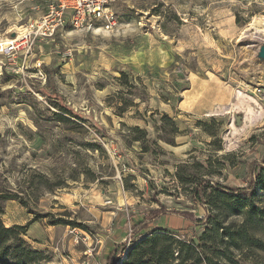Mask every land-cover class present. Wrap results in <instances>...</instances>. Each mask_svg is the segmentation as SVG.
Wrapping results in <instances>:
<instances>
[{"label":"rangeland","instance_id":"rangeland-1","mask_svg":"<svg viewBox=\"0 0 264 264\" xmlns=\"http://www.w3.org/2000/svg\"><path fill=\"white\" fill-rule=\"evenodd\" d=\"M57 1L0 0V43ZM103 3L115 26L74 28L65 13L53 38L34 43L23 73L0 55V193L18 197L4 201L1 220L30 222L22 237L47 255L39 264H106L141 225L195 238L206 210L177 174L236 188L255 168L264 184V0ZM119 71L138 82L121 115ZM59 103L85 119L57 122ZM135 125L148 134L144 150L131 142ZM203 200L218 213L217 193ZM252 202L264 209L263 189ZM262 228L253 233L264 242ZM243 248L244 263L264 262V251Z\"/></svg>","mask_w":264,"mask_h":264},{"label":"trees","instance_id":"trees-1","mask_svg":"<svg viewBox=\"0 0 264 264\" xmlns=\"http://www.w3.org/2000/svg\"><path fill=\"white\" fill-rule=\"evenodd\" d=\"M116 79L121 86L114 96L118 98L116 112L117 115H121L135 104L133 100L125 98L124 94H132V91L137 88L138 82L131 80L125 71H119ZM140 100L146 102L142 98ZM57 107L60 111L53 114L57 122H69L71 119L67 118L65 114L78 120L85 119L75 112L73 113L62 103L57 104ZM160 119L167 121L173 126V131L177 132L174 121L167 114L163 113ZM131 131L134 134L131 142H138L140 148L144 150L143 143L147 141L146 137L148 136L146 130L135 125ZM208 163L210 164L209 161ZM255 170L254 168V175L248 185L236 188L219 185L204 178H200L196 182L189 181L177 174L181 182L195 184L192 197L199 204L204 205L206 214L195 218L194 222L202 224L205 230L195 238H186L178 231L166 227L148 230L142 225L138 226L134 232V240L127 246L125 243L115 245L106 264H264V262L255 260L244 263L245 260H248L249 255L242 253L244 246L251 250L256 248L264 251L263 240L253 233L256 228H262L261 223L264 221V209L256 207L252 202L256 188L260 187L264 190L262 180L258 179L260 174H257ZM208 189L217 193V197L221 198L217 205V208L220 209L218 213L205 205L206 202L203 199ZM7 200H18V197L10 193H0V264H39L45 261L47 255L39 249L33 248L22 237L27 234L30 222L10 227L3 225L1 220V216L4 215L3 203ZM210 202L211 200L208 203ZM21 203L24 204L22 201ZM240 214L243 215V220L238 224L233 221L224 222L223 216H238ZM39 217L34 216L33 220ZM50 223L58 225L69 222L56 218L51 219ZM262 229L264 230V228Z\"/></svg>","mask_w":264,"mask_h":264},{"label":"built area","instance_id":"built-area-1","mask_svg":"<svg viewBox=\"0 0 264 264\" xmlns=\"http://www.w3.org/2000/svg\"><path fill=\"white\" fill-rule=\"evenodd\" d=\"M103 2L104 0H58L56 4L51 3L40 17L30 21L15 37L0 43V55L16 72L28 70L30 65L27 59L34 43L46 37L53 38L57 28L68 21L64 16L69 11H72L70 24L74 28L88 27L101 19L104 20L105 29L112 28L116 23L115 18L105 11ZM32 64L33 68L39 69L38 73L41 75L40 61L36 60Z\"/></svg>","mask_w":264,"mask_h":264},{"label":"water","instance_id":"water-1","mask_svg":"<svg viewBox=\"0 0 264 264\" xmlns=\"http://www.w3.org/2000/svg\"><path fill=\"white\" fill-rule=\"evenodd\" d=\"M264 64V42H262V45L259 48L258 55H257ZM263 72H264V65H263Z\"/></svg>","mask_w":264,"mask_h":264},{"label":"bare ground","instance_id":"bare-ground-1","mask_svg":"<svg viewBox=\"0 0 264 264\" xmlns=\"http://www.w3.org/2000/svg\"><path fill=\"white\" fill-rule=\"evenodd\" d=\"M237 93H241V92L238 91ZM231 108H232V107H231ZM229 109H230V108H229ZM232 111H234V110H232Z\"/></svg>","mask_w":264,"mask_h":264}]
</instances>
